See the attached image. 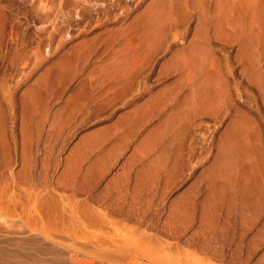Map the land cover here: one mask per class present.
<instances>
[{
	"label": "rangeland",
	"instance_id": "obj_1",
	"mask_svg": "<svg viewBox=\"0 0 264 264\" xmlns=\"http://www.w3.org/2000/svg\"><path fill=\"white\" fill-rule=\"evenodd\" d=\"M216 1L0 0V264H264L263 47Z\"/></svg>",
	"mask_w": 264,
	"mask_h": 264
},
{
	"label": "bare ground",
	"instance_id": "obj_2",
	"mask_svg": "<svg viewBox=\"0 0 264 264\" xmlns=\"http://www.w3.org/2000/svg\"><path fill=\"white\" fill-rule=\"evenodd\" d=\"M216 3H217V5L215 4V6H216V8H215V11H214V14H213V16H214V19L215 18H217L220 22H221V24L220 25H218V26H221L222 25V27H220L221 29L223 28V27H225V28H230V29H232L233 31L232 32H234V34H235V37H234V34L232 35L230 32V30H229V35L231 34V36L233 37V40L234 41H237V42H241L242 44H244L245 42H248V41H250V40H248L247 41V37L245 38L244 37V35L243 34H246V32H248V31H250V30H252V27L254 26H256V25H258V24H260L261 23V21H262V15L264 14L263 13V7L261 6V4H260V0H217L216 1ZM154 8V7H153ZM151 9H152V7H151ZM151 9H150V11H151ZM154 10V9H153ZM152 12V11H151ZM151 12H149V13H151ZM153 14H155V13H153ZM148 16H149V14H147ZM236 15V16H235ZM157 16V15H156ZM237 18L238 17V19L240 20V18H241V22H239V20L238 19H234L235 17ZM153 17V16H152ZM151 17V18H152ZM212 17V16H211ZM210 17V18H211ZM244 18H246L247 20L245 21V23H243V19ZM213 19V20H214ZM249 19V20H248ZM149 20V19H148ZM152 20V19H151ZM150 20V21H151ZM212 20V19H211ZM210 20V21H211ZM155 21V20H154ZM153 21V22H154ZM212 22H215V23H217L216 22V20H214V21H212ZM220 22H218V24L220 23ZM151 23H152V21H151ZM255 24V25H254ZM217 25V24H216ZM260 25H263V24H260ZM217 26V27H218ZM254 27H253V30H255L256 31V29H254ZM214 28H216V27H214ZM219 28V27H218ZM218 28H217V33H218ZM257 28V27H256ZM259 28V27H258ZM262 28H264V27H260V30L262 29ZM226 30H228V29H224V32L222 31V33L224 34V33H226L225 31ZM214 31H216V30H214ZM254 31V32H255ZM254 32H252V33H254ZM216 33V34H217ZM221 33V30H220V32H219V34ZM252 33H249L248 34V37H251V35H252V39H253V36H254V39L256 40V41H254V39H253V41L254 42H256L255 44L256 45H260V44H262V45H260V46H262L263 48H262V52H261V54H255V52L253 51V50H251V49H249L250 48V46L251 45H249V43L251 42L252 44H253V42L252 41H250V42H248L247 44L249 45V47H248V49L251 51V60L249 61L250 62V66H252L253 68L255 67V69H256V66H257V64H258V62H260V60L261 59H263L264 60V36H262V34H261V36H260V34H257V35H254V34H252ZM247 36V35H246ZM243 37L245 38V40H243ZM232 39V38H231ZM248 39H250V38H248ZM233 40H231V41H233ZM250 43V44H251ZM254 44V45H255ZM247 45V46H248ZM253 45V46H254ZM247 46H243L242 45V47H247ZM258 47V46H257ZM193 49H195V48H193ZM245 49V48H244ZM256 49V48H255ZM260 49V48H259ZM258 49V50H259ZM197 50V49H196ZM246 50V49H245ZM244 50V51H245ZM193 51V50H192ZM198 51V50H197ZM257 51V50H256ZM261 51V50H260ZM196 51H193L192 53H193V55H195L194 53H195ZM245 52H248V51H245ZM192 53H191V55H192ZM260 53V52H259ZM179 55V54H178ZM192 56H190V58H191ZM181 58L182 57H180V60H181ZM195 58V57H194ZM193 58V59H194ZM183 59V58H182ZM179 60V59H178ZM251 68V67H250ZM257 69H258V67H257ZM257 69H256V71L254 70L253 71V69H252V71H253V76L255 77V79L258 81V84H259V86L261 87L260 89H262V92H263V95H264V83L262 82V80H264L263 78H264V74L262 75V71L261 72H258L257 71ZM258 70H260V69H258ZM251 71V72H252ZM250 74V73H249ZM255 82V81H254ZM204 86V85H203ZM258 86V85H257ZM256 86V87H257ZM205 87H207L206 85H205ZM201 88V87H200ZM199 88V89H200ZM195 89H197V88H195ZM202 89V88H201ZM204 89V88H203ZM260 89H257V90H260ZM205 90V89H204ZM207 90H208V88H207ZM200 92H201V90H199ZM195 92H197V90L195 91ZM261 92V93H262ZM203 93H205V92H203ZM198 94V93H197ZM190 95H192L191 93H190ZM194 95V94H193ZM206 95V94H205ZM205 95L203 96V97H205ZM262 95V94H261ZM198 96H199V94H198ZM207 96V95H206ZM194 97V96H193ZM195 98V97H194ZM202 98V97H201ZM187 99H189V97L187 98ZM264 99V98H263ZM190 100V99H189ZM203 100H205V98H203ZM193 101V100H192ZM180 113H178V116H177V114H176V116H174L175 118H178V117H180V116H182V115H180ZM183 117V116H182ZM182 117H180L181 119H183ZM173 118V117H172ZM175 118H173V120L175 119ZM171 120V119H170ZM177 120V119H176ZM245 120V119H244ZM244 120H242V121H244ZM177 121H179V120H177ZM176 121V122H177ZM171 122V121H170ZM169 122V123H170ZM168 123V122H167ZM171 123H175V121H173V122H171ZM244 123V122H243ZM245 124V123H244ZM169 126V125H168ZM240 127H241V125H240ZM241 129V128H240ZM239 129V130H240ZM166 130V129H165ZM247 130V129H246ZM162 132L164 133V130H162ZM234 133V132H233ZM236 133H238V132H236ZM164 134H166V133H164ZM164 134H163V136H164ZM237 135V134H236ZM230 138V137H229ZM231 139V138H230ZM229 140V139H228ZM232 140V139H231ZM227 143V142H226ZM231 143H232V141H231ZM226 146V145H225ZM228 146H229V148H233V147H235L236 145H234V146H231L230 147V145H229V143H228ZM228 146L226 147V148H228ZM223 147V146H222ZM225 148V147H224ZM224 151V150H223ZM232 152V151H231ZM233 153V152H232ZM232 153H230V152H228L227 154H224V152H223V154L222 155H220L219 156V158H218V163H216L217 165H215L216 167V172H217V177H214L213 178V181H217L218 180V182L221 180V176L220 175H222L223 177H224V179H225V177H227V178H229V177H232V176H235V174H236V170H237V160L234 158V156H232ZM235 155V154H234ZM240 163H243L242 162V160L240 161ZM241 165V164H240ZM214 166V165H213ZM212 166V167H213ZM240 167H242V166H240ZM243 168H245V167H243ZM248 168V167H247ZM211 169V168H210ZM213 169V168H212ZM241 170V169H240ZM239 170V173H241V171ZM244 170V169H243ZM246 170V169H245ZM215 172V171H214ZM250 172V171H249ZM208 173H209V171H208ZM244 173V172H243ZM250 174V173H249ZM253 174V173H252ZM252 174H251V176H252ZM238 175H240V174H238ZM243 175V174H242ZM220 176V177H219ZM237 176V175H236ZM244 176V175H243ZM248 176V175H247ZM209 177V176H208ZM246 177V176H245ZM244 177V178H245ZM240 178V177H239ZM239 178H238V180H239ZM251 178V177H250ZM249 178V179H250ZM220 179V180H219ZM234 179V178H233ZM241 180L242 181H239V183H241L242 182V186H243V190L245 189V188H247L248 187V185H247V182L246 181H244L242 178H241ZM233 181V180H232ZM251 181V180H250ZM225 182V181H224ZM220 183V182H219ZM223 183V182H222ZM226 183V182H225ZM225 183H223L224 184V187H227V184H225ZM233 183V182H232ZM235 183V182H234ZM237 183H238V181H237ZM216 185H218V184H216ZM220 186V185H219ZM221 186H223V185H221ZM211 187V186H210ZM217 187V186H216ZM235 188V187H234ZM212 189V188H211ZM229 189V188H228ZM227 189V190H228ZM216 190H218V189H216ZM216 190H215V192H216ZM251 190H253L254 192H255V188L253 187V188H251ZM259 191H261V190H259ZM213 192V191H212ZM227 192V191H226ZM230 192V191H229ZM251 192V191H250ZM254 192H252V193H254ZM214 193V192H213ZM256 193V192H255ZM220 195V194H219ZM249 197V196H248ZM254 197V196H253ZM251 201H253L254 202V206L258 209V211H260V212H264V192H260V193H257V196H255V198H253V200H251ZM250 202V201H249ZM216 203V202H215ZM247 204V203H246ZM250 205H251V203H249ZM245 205V204H244ZM253 205V204H252ZM248 206V205H247ZM247 208V207H246ZM255 209V208H254ZM250 211V210H249ZM247 212V211H246ZM256 213V212H255ZM259 215V214H258ZM256 216V215H255ZM259 218V217H258ZM253 221H254V219H253Z\"/></svg>",
	"mask_w": 264,
	"mask_h": 264
}]
</instances>
